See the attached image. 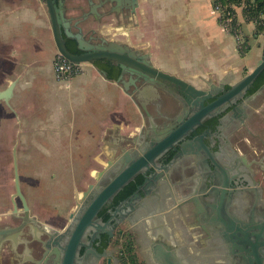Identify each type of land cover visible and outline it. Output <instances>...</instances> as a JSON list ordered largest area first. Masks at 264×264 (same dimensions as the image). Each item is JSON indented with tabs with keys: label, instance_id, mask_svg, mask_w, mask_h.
I'll list each match as a JSON object with an SVG mask.
<instances>
[{
	"label": "flooded vegetation",
	"instance_id": "obj_1",
	"mask_svg": "<svg viewBox=\"0 0 264 264\" xmlns=\"http://www.w3.org/2000/svg\"><path fill=\"white\" fill-rule=\"evenodd\" d=\"M43 3L47 9L46 1ZM117 20L116 15V24ZM73 29L77 30L75 26ZM84 32L86 37L95 36L93 42L97 45L104 44L95 29ZM122 32L125 31L116 27V37L127 35ZM65 37L72 50L73 38ZM124 38L116 41L130 45L129 38ZM108 66H116V71L120 68L117 62ZM127 66L138 68L133 63ZM2 73L1 89L9 83L3 84ZM121 74L120 69L116 80ZM119 84L140 107L147 128L137 137H116V168L117 158L125 150H130L132 160L137 159L140 146L149 149L147 142L170 134L175 124H180L177 116L184 113L180 93L169 91L160 83L137 78L128 70ZM255 92L248 89L213 110L181 140L186 144L181 154L175 156V150H166L149 167L141 169L116 196L130 182L142 178L136 190L114 208L109 207L108 220L100 213L114 198L104 204L82 236L74 256L70 254L72 233L92 194L80 205L78 198L67 218L50 219L34 212L28 199L27 214L21 198L13 199L15 189L9 204L0 201V264H264V137H257L253 143L248 141L251 133L246 124L250 107L259 104L257 98L251 97ZM222 94L217 93L206 103ZM13 97L10 104L3 100L0 107L14 118L10 125L17 126V143L10 152L4 150L0 136V171L7 167L5 161L10 153L15 177L14 147L18 157L21 125ZM171 104L179 106L174 118L167 113ZM203 134L209 151L196 140ZM181 143L177 146L181 147ZM96 162L103 169L104 163L98 159ZM96 174H92L94 179ZM108 182L109 179L103 180L101 187ZM4 184L1 181L0 187ZM136 191L140 195L134 198ZM122 237L129 238V255Z\"/></svg>",
	"mask_w": 264,
	"mask_h": 264
},
{
	"label": "crops",
	"instance_id": "obj_2",
	"mask_svg": "<svg viewBox=\"0 0 264 264\" xmlns=\"http://www.w3.org/2000/svg\"><path fill=\"white\" fill-rule=\"evenodd\" d=\"M79 1L66 0L68 16L80 14L73 9ZM213 2L139 0L136 14L130 18H125L123 9L103 16L100 13L106 8H100L96 17L90 14L82 24L85 31L95 29L99 37L112 40H116V27L121 28L130 45L150 54L156 67L198 87L209 86L203 79L229 86L257 66L264 49V31L255 35V22L246 21L242 6H237L236 16L243 35L249 44L253 39L248 51L241 54L236 37L219 21ZM0 10L4 11L0 12V71L4 85L15 77L19 79L12 100L24 132L78 137L83 147L90 149L97 141V150L89 152L88 161L98 159L103 163L106 156V161L116 157L119 149L116 137L142 135L147 128L146 119L131 93L116 78L100 73L94 63L87 62L84 71L73 76L68 86L56 79L54 58L58 50L42 0H0ZM262 96L264 89L255 97L259 104L250 107L247 118L251 133L248 141L252 143L257 137H264ZM88 167L87 174L101 169ZM80 183L83 184V178ZM62 191L63 187L55 190L56 194ZM82 191L78 192L75 203ZM37 194L49 202L54 199ZM45 205H48L45 216L57 218L52 213L53 207L48 208L50 203Z\"/></svg>",
	"mask_w": 264,
	"mask_h": 264
},
{
	"label": "water",
	"instance_id": "obj_3",
	"mask_svg": "<svg viewBox=\"0 0 264 264\" xmlns=\"http://www.w3.org/2000/svg\"><path fill=\"white\" fill-rule=\"evenodd\" d=\"M44 1H46L53 37L58 51L62 52L74 62L93 63V61L99 59L107 60L110 65H114V63L116 65L117 62L122 70V74L116 82L119 83L124 77V73L129 70L132 75L136 74L137 78L142 77L146 81L160 83L169 91L180 93L184 108V113L177 116V121H180V124H175V129L170 134L163 137H154L152 143L147 142L149 149L140 146L138 149L141 155L137 159L132 160L130 150H125L124 154L117 158V165H119L117 168L116 157L109 158L105 161L103 169L97 171L95 183H89L88 187L82 191L78 205L90 194H92L93 198L75 223L70 242V254L74 256L82 236L93 224L94 218L98 215L100 209L105 203L114 198L116 193L121 190L127 182L133 179L141 169L149 167L150 163L166 150H175V156L181 154L182 149L184 148L185 150L186 145L184 142L181 143V140L184 139L191 130H194L196 125L202 124L203 119L211 115V112L223 105V103L232 102V99L242 95L243 92L252 87L256 77L264 69V49L257 66L242 79L229 85V88H227L225 84L216 85L212 81L205 79H203V81L209 86L205 88L198 87L194 83L156 67L152 63L150 54L144 53L133 46L120 43L116 40H109L105 37H101L104 44L97 45L96 42H93L96 38L95 36L91 35L90 37H86L82 23L88 19L90 14L96 17L98 9L106 8L104 13L100 14L109 16L113 14V10L119 11L123 9L125 11V18H130V16L136 14L139 0H81L77 2L73 8L75 11H80L78 16L67 15L66 0H42V2ZM86 6L89 7L88 10H85ZM74 26L77 30L73 29ZM65 36L76 40L77 47L82 52H72L67 47ZM129 63L137 65L138 68L129 69L127 66ZM97 69L105 77L109 76L106 70L99 67H97ZM18 80L19 79H12L5 88H0V103L4 100L6 103L10 104ZM133 81H136V78H133ZM263 89L264 84L251 97H256ZM221 91L223 94L220 97L206 103V101L211 100ZM176 107L179 106L175 104L170 105L167 112L169 118H174L176 116ZM203 137L204 134L199 136L196 140L209 151ZM179 143H181V147L177 146ZM14 167L16 191L13 194V199L19 196L28 214L30 210L27 198L21 186L16 146L14 147ZM105 179H109V182L104 185V187H101V182ZM142 186H144V184ZM139 195L140 192L136 191L132 197L136 198Z\"/></svg>",
	"mask_w": 264,
	"mask_h": 264
},
{
	"label": "rangeland",
	"instance_id": "obj_4",
	"mask_svg": "<svg viewBox=\"0 0 264 264\" xmlns=\"http://www.w3.org/2000/svg\"><path fill=\"white\" fill-rule=\"evenodd\" d=\"M124 37L127 39L128 36L120 35L116 38L123 39ZM251 43H253V39H250ZM6 114H9V111L1 106L0 136L3 137V149L10 152L13 145L17 143V126L10 125L14 120L5 118L3 115ZM258 119L263 120L264 117L261 119L259 116ZM23 128L19 126L20 136H18V164L23 192L33 211L36 213L38 210L41 211L39 215L42 218H48L44 211L47 209L48 205H45L47 203H50L48 208H54H52V213L56 214V217L67 218L74 206L78 192L85 189L88 183L95 182L94 176L87 174L89 171L87 169H90L88 166L90 165L94 169L101 168L100 164L88 161L89 152L95 153L97 150V141L90 149L83 147L84 143L81 139L78 140V137H51L49 133L40 136L33 131L26 130L24 132ZM82 152L83 155H81ZM104 158L106 161L107 156ZM5 162L7 167L0 171V182L4 181L5 183L0 187V201L3 204H9V196L15 191L14 170L10 153ZM82 178L83 184L80 183ZM62 187L63 191L56 194L55 190ZM37 193L43 196L50 195L54 199L52 202L43 197L40 199ZM122 239L125 240V237Z\"/></svg>",
	"mask_w": 264,
	"mask_h": 264
},
{
	"label": "trees",
	"instance_id": "obj_5",
	"mask_svg": "<svg viewBox=\"0 0 264 264\" xmlns=\"http://www.w3.org/2000/svg\"><path fill=\"white\" fill-rule=\"evenodd\" d=\"M213 4H214V7H216V5L218 4L224 6L226 12L231 11L232 13L235 14V16L237 14L233 6L234 5L242 6L243 14L245 16L246 21L248 22L253 21L256 24L255 35H259L261 32L264 31V0H214ZM233 23L236 25L239 24L237 22V16L234 18ZM239 26L241 27V24H239ZM243 39H244L245 48L243 51H240L241 54H245L250 48V44H249L247 37L243 35ZM72 41H73V45L71 46L72 48L70 47L72 49L71 51L75 53H81L82 51L77 47L76 41L74 39H72ZM93 63L97 67L107 70L109 72L110 78H116L118 77L120 73V68H118V70L116 71V66L110 67L108 66V62L103 63L99 60H95L93 61ZM263 84H264V69L260 72V74L254 80L253 85L250 88V92H255ZM214 121L215 119H213L210 122L214 123ZM140 182H142V178H139L137 181L130 182L125 187V189H123L117 196L115 195L112 203L110 205H106L105 207H103V210L100 213L102 215V218L104 220H108L110 217V213L108 211L109 207L114 208L121 200L131 195L136 190L137 184ZM128 239H129L128 237H125V240H126L125 244L128 247V251L127 250L126 251H127V254L129 255L130 241H128Z\"/></svg>",
	"mask_w": 264,
	"mask_h": 264
},
{
	"label": "built area",
	"instance_id": "obj_6",
	"mask_svg": "<svg viewBox=\"0 0 264 264\" xmlns=\"http://www.w3.org/2000/svg\"><path fill=\"white\" fill-rule=\"evenodd\" d=\"M233 8L236 11L237 5H234ZM215 9L218 13L219 21L226 28V30H228L236 37L238 49L240 51H243L245 48L243 31L239 26L240 23L238 19L237 22L239 24L236 25L233 23L234 18L236 17L235 14L231 11L226 12L225 7L220 4L216 5ZM86 63L87 62H74L67 56H65L62 52L57 51L54 58V73L56 79L68 86L73 76L78 75L84 71Z\"/></svg>",
	"mask_w": 264,
	"mask_h": 264
}]
</instances>
